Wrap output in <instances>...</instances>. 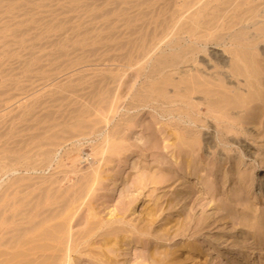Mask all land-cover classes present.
I'll return each instance as SVG.
<instances>
[{
  "label": "bare ground",
  "instance_id": "bare-ground-1",
  "mask_svg": "<svg viewBox=\"0 0 264 264\" xmlns=\"http://www.w3.org/2000/svg\"><path fill=\"white\" fill-rule=\"evenodd\" d=\"M117 1L116 3L120 4L121 2L122 5H126V3L130 2L133 7H135L133 3L137 5L136 7H141V10L137 9L140 10L137 13L134 11L136 7L135 9H132L133 7L131 8L135 12V14L133 13L134 15L131 14L132 12L130 13V11H132L131 9L130 11L128 10L131 7V4L126 5L128 6L127 10L124 9L123 6L122 8L120 7V9H118L117 7L116 9L118 12L120 10V13L126 15L121 18L118 17L119 14H115L122 20V22L121 20L119 21L115 15L111 14L113 13L112 8L111 11L110 9H108L109 11L105 13V17L108 16L109 18V15H112L113 17H116V20L113 17H110L109 19L115 21L118 20L120 24L123 23L124 28L123 26L121 27L123 28L121 29L122 31H116V33L118 32L119 34H117L120 35L119 38L123 39L119 44L115 41L118 37L115 36V32H113L110 28L111 24L114 23V28L116 30L118 23L116 25L114 21L109 24L105 22L106 28L104 27V30L107 34L104 33V35H102V29L100 30V32H98L100 29L98 27L103 28L102 22L104 21V18L102 17L104 16V14H101L102 16L99 18V13H102V9H93H97L99 11L98 13L96 10V12L98 13L97 17L99 19L97 17L96 18L98 20H100L101 18L103 19H101V22L96 19L99 24L98 27L91 26L95 30L88 26L87 22L90 21L89 23H91V25H94L92 23L97 22L96 20H94L93 22H91L90 20L91 18L93 19V17L96 16V12L95 14H93V17H90L88 21H86L87 26H85L84 24V27H87V30L91 29L93 30V32L96 31L97 27L98 31H96V34L98 32L101 36L96 35L95 37V33L93 36L91 35L92 32L90 31L91 37L89 39V34L88 36H83L82 34L85 35V33H82L83 31L81 30V32L78 31V29L81 28L79 27L81 24L78 23V27L74 26V31L80 32V35L77 32L76 35L82 36V38L86 37L83 39H78L80 38L78 37L76 39L78 41V44H80L79 46H82V49L86 46L88 47H86L87 50H85V52L83 51L84 49H81L85 56L88 57L90 55L92 56L93 54H95L96 56V54H98L97 52L100 51V49L103 54H106V50L108 53H110L109 51L113 49V53L114 50H116L118 53L116 52V55L113 54L106 58L107 60H104L106 62L108 61V63H110V61L117 63L116 66H114V68H111L110 66H107L109 67L107 68L105 66L106 68L102 69L101 67H99V73L94 74V76L92 77L88 76L91 75L87 74L88 70L82 73L78 71L80 74L79 77H77L79 74H76L75 71V76L78 78V82L80 84L83 81L88 83L87 85H83L87 86V88L84 87L88 89L87 92L89 91V88H91V91H89L90 93H88L87 95L85 93V95L87 96L86 98H88V95H92V91L95 93V95L97 93L98 96L102 93L99 96V100H97V104L96 100L92 103H95L94 105H99L101 102V106H104L105 101L103 100L104 104L102 103L103 101H100L103 92H105L106 95H109L113 93L115 88H120V86H122V84L124 83V79L129 76L128 70H131L132 74L136 73L135 75L140 76L142 80L139 86L135 88L136 90L132 92L133 94L131 95L130 106L126 107V111L136 110V113L134 112L133 115H131L132 113L129 114L127 112L129 116H122V120L121 118L119 119L122 121V123L117 124L120 122L118 121L116 123L117 126L115 125L116 127L114 126V128L106 135L101 136L97 143L94 142L95 145L93 144V147H91L92 151L94 154H99L100 157L99 159L96 158V165L94 163L93 165L95 166H91V169L89 168L90 172H88L85 181L87 184L84 183L86 185L83 184V187H80L81 190H79L78 188L81 184L78 183L74 186H71V182L68 181L67 182L70 183L69 186L66 185L65 187L64 185H62L63 188L68 189L71 186L73 190L75 186L78 185V189H75L78 190L77 192L75 190H70L71 187L69 191L67 189L59 188V177L40 178L39 182L37 181L39 179L37 177V184L34 181L33 183L32 181L31 183L28 182L30 180H33L31 178H29L28 181H26L27 179H23V182H28L26 183V186L30 184L29 188L30 186H32L31 184L35 185L32 186L33 188H31V191H36L37 189L38 192L36 191V194L32 192L31 195V191L25 192L24 188H20L21 181H19L20 183L19 185H16V187L13 183L14 188L13 186L8 187L11 188L12 191H7V188L5 192H2L5 194H0V245L4 247V250L3 248L0 249V264H83L84 262H86L87 264H114L111 255L114 254L116 256V251H127L129 248H131L130 244L133 242L134 244L136 242H140V244H159L158 242H160L161 239L174 238L183 232L175 229V226H179L186 230L187 236H195L199 234L202 229L207 228L216 222L217 219L212 218L210 214L203 218L195 219L194 221V218H192V215L190 211H188L187 206L189 203H191L190 206L194 208L193 206L197 204L196 202H199V199L194 198L193 195L191 198L192 192L186 190L187 185L185 183L187 181L184 179L185 177H183L184 180H182V182L180 181L179 183L180 185H182V187H180V189L177 188L174 191L175 195L173 197L169 198L164 204H154V210L152 209V211L147 215V219L142 221L141 226L130 225L131 228L127 229L123 225L126 221L124 220L123 215L120 214V211H113V209L111 208L108 209L106 213L107 215L105 214L106 216H101L92 202H88V199L87 201H85L86 197L89 198V192L90 194L93 193L98 188H96V185L98 186L99 183L107 179V177H110L113 180L118 179V177H115V175H113L112 173L108 174L106 172V169H109V167L105 168L104 166L106 163H104V161L102 162V160L107 159L105 153H107L108 151H110L111 153H125L128 151V154H130L131 150L129 142L124 136L125 132L128 129L126 131L124 130L129 127V123H137V112L140 111H138V108L140 107L144 109L148 107L149 109H151V111L149 110L150 112L153 111L154 114H156V116L160 118V120L158 121V117L152 115L153 112L152 114H149L150 118L153 117L155 119V122L159 124L157 128L158 131L163 133L164 144L162 147L166 149L167 152L170 151V156L174 157L175 160L179 158L180 160L184 159L187 161V164L183 167V169L186 175L192 174V178H195V176H197V173L190 170V160L201 156L200 152L198 151V149L200 148L198 135L201 130H205L202 132L206 134V136L201 138L203 139V141L204 139H206V141L203 142L205 148L209 147L207 148L208 150L212 147L211 141L209 140V134H207L209 125H211V121L215 123L213 130L216 135L215 139L213 140L216 141L217 139L223 146L229 145L228 133L236 130H243L245 129L246 125L251 124L253 125V127H255L256 123L259 122L262 127V131H260V133L264 134V120H262V116L264 115V11L261 13L259 8H256L257 6L255 7V5H250V7L246 8V10H243L244 8H240V3V5L236 4V2L235 4H230L231 2L229 0H207L204 3H201V5L199 4V6L194 9L179 8V6L178 8H161L163 4L160 5V9L155 8L156 6L153 9V2H156L157 0H152L153 5H149L151 0H137L138 2H133V0H127V2L125 0ZM124 2L126 3L124 4ZM165 2H167V0L163 3ZM141 4H144L142 6H145V4L149 5L150 8H147L148 12H146L145 10L142 11L143 7L141 6ZM185 4L186 3L182 2L180 5L184 7ZM187 6H189V4H187ZM151 8L153 10H150L149 12V9ZM79 9L81 8H78V10ZM189 9L190 11H188ZM80 11H82V9ZM90 11L91 10H89V14H87L89 16L92 15L90 14L91 12L94 13V11ZM117 11L115 10L114 12L118 13ZM128 11L129 14H131L130 16H127ZM86 12L88 11L86 10ZM150 17H152V20H150ZM246 20L251 21V25L253 27L252 29H246L245 26H240L241 23L243 24V22H245ZM139 21H141L140 24H137L139 23ZM106 29H108L109 32ZM76 40L73 41V43L75 42V48H73L74 46L71 47L75 50L76 46L78 45L76 44ZM111 43H114L115 45ZM46 44L47 43H45V46ZM60 44H62V42ZM93 45L95 46L94 48H92ZM212 45L221 47L222 50L219 52L218 50H214V48L210 49ZM30 47L32 48L33 46ZM89 47L91 48L89 49ZM59 49L60 48H58V50ZM73 49H70L72 50V53L73 51H75ZM59 52H61V50H59ZM71 52H69L70 55ZM75 53L77 55L73 54V56H78L79 60L78 58L76 60L73 58L75 60L73 64L72 62L74 60L70 59L72 60L70 64H73L74 67L76 65L75 63H79L81 58H83L81 59L82 62L86 61V59L84 61V56L79 57V53ZM58 54L55 55L58 56ZM81 54L82 53H80V55ZM98 56H96L95 58L97 59ZM88 58L90 59V57ZM88 58L87 62L89 63ZM93 60L90 59V61ZM53 61H55V59ZM67 62L70 61L68 60ZM94 77H96V79ZM90 78L91 80H88ZM76 81L77 80H75V83L78 84V82ZM111 82L112 84H114V82L116 83L114 84L116 85L114 86L115 88L112 86L114 88V90L112 89L113 91L109 90L111 89V86H108L109 84H111ZM77 84L75 86L79 85ZM88 85L90 87H88ZM69 87H74V84L73 86ZM84 88L82 90L85 91ZM119 88L117 89L119 90ZM116 91L115 96L113 97L117 98ZM95 95H92V98H95ZM113 97L112 99L114 101V99L116 98ZM103 98H105L104 95ZM110 98L108 97L107 99H109L110 101ZM95 99H98V97H96ZM109 101L107 100V103H109ZM109 108H111V105ZM81 112L82 111H80V113ZM110 113H112V110L110 111ZM80 115L81 114H79L78 116ZM149 119L147 121L148 125L146 127H149L150 129V127L153 125V122ZM83 127L84 126L76 128L80 129ZM146 127L144 126V128ZM151 133L149 132V137H144V141L140 146L142 151L151 149V141H149L148 143V140H151L149 139L151 137ZM141 139L142 138H140V140ZM158 139L159 138H157V136L156 138H154L156 144L158 143ZM50 140L53 139L51 138ZM54 142L50 144V147L52 145V147L55 146ZM212 143L214 144V142ZM154 144H152V146ZM241 148L240 150L242 151ZM51 151H53V148ZM37 156L40 157V161L43 162L44 165H50L53 160L52 158H54V156L52 157L50 151L45 152L44 150L43 152L41 151L40 154H37L36 157ZM218 158L220 163L222 161V164L224 162L231 161V157L227 159V151L225 149L224 152H219ZM30 159V157L24 156V160H22L27 162ZM252 159L254 163V165L252 166H254V168H259L260 165H264V157H255ZM37 161L39 162V159ZM100 162L102 163V165H104L103 167L105 169L102 168ZM59 165L60 164H57L56 167L58 168ZM236 166H238V170H242V168H244V164L241 163L240 159L237 160ZM30 168L33 170V167ZM59 171L61 172V170ZM59 171L58 173L60 174ZM244 171L245 168L243 169V172ZM74 173L75 175L77 174L76 172H72L71 174ZM208 173L210 176H213L214 179V181L212 179L210 180L209 186L214 185L218 179V176L215 174V170L212 169H209ZM228 173H230V169L220 171V174H222L223 177H226ZM75 175L72 176L77 178ZM199 177L200 184L208 185V182L204 180V177H206V175L198 176V178ZM75 178L74 180L72 179V181H75V183H77L76 180H78V182L80 183L84 182V180H81V182L78 179L79 176L76 180ZM227 180L231 181L229 183V188L224 192H220V195H222V199L225 201L235 202V196H238L239 198L240 194H248L249 191L243 189H251L254 187V183L245 182L244 176L238 172L234 173L231 178L222 179L221 184H224L225 182H227ZM255 181L257 186L256 189L258 190L260 196L264 198V173L262 175L256 176ZM25 183H22L23 187L25 186ZM61 183L62 182H60V184ZM190 188L192 191L195 190L194 186H191ZM60 189L63 191H61ZM91 189H93V192ZM6 192L9 193L6 194ZM21 192L23 193L21 194ZM26 193H29L31 195H28L29 197H31L29 200H26ZM127 196L128 194L126 195V197ZM253 197L255 198V196ZM136 200L137 197L136 195H134L131 197L129 203L131 205H135ZM125 203L126 202L123 200L122 204ZM233 207L234 204L232 205V208ZM245 208L246 211L243 210L241 213H238V215H236L235 212L237 210H233L234 212L229 211L231 210V208L227 203L226 206L224 205L221 211H225L224 217L228 218V220L232 222V225L239 226L237 232L243 234L245 230L243 231L242 227L245 226L253 228L254 231L252 232V241L250 245L244 244V249H262V245H264V204L260 208H256L249 203L248 205H245ZM174 209L177 210L176 214L178 215V217L172 219L167 218L164 226L169 225L168 228H162L161 225L160 228L158 227L155 229L153 227L152 216L154 213L162 210H167L168 212H166V214H169ZM82 210L85 211L83 217L81 215L79 216V213ZM80 218H82V222L78 223L77 219ZM79 224L81 225V227L77 230H73L74 225ZM246 233H244V237H238L233 240L231 246H236L238 247L237 249H240L242 247L240 243L245 242L248 239L246 238ZM260 239H262L263 241H260ZM231 246L226 247V251H224L223 253L217 250L218 254H223L224 259H230L229 262H231L233 258L232 254L234 251ZM147 250L148 248H145V252ZM152 250V254H155L156 257H158V261H161L164 257L163 249L154 247ZM152 254H150L148 251L146 252V256L152 261H155V257H153ZM240 255L242 256V258L246 256L245 251H241ZM248 261L249 260L247 259L244 262H237L236 264H245L248 263ZM261 263L262 261L258 262V264ZM135 264H142V262H137Z\"/></svg>",
  "mask_w": 264,
  "mask_h": 264
},
{
  "label": "rangeland",
  "instance_id": "rangeland-1",
  "mask_svg": "<svg viewBox=\"0 0 264 264\" xmlns=\"http://www.w3.org/2000/svg\"><path fill=\"white\" fill-rule=\"evenodd\" d=\"M116 1L117 0L114 1L113 0L111 1L110 0H0V194H5L2 192H5L9 186L11 187L15 184L14 186L16 187V185H19L20 183L19 181H21L20 188L22 189L24 188L25 192L31 191L32 190L31 188H33L32 186L35 185L31 184L32 186H30L29 188L30 184L26 186V183L28 182L31 183V181L32 183L33 181L36 183L37 181L39 182L40 178H49V177L50 178L59 177L60 182L62 183L60 184L59 182L60 185L58 183L57 184L61 189H67V188H63L62 185L66 187V185L69 186L70 184L68 182H71L72 184L71 186H74L78 183L81 185H79V187L78 185L75 186V188L73 187L74 188L73 190L72 187L70 186L71 189L69 187L67 189L68 191L69 189L74 191L75 189L78 188L79 190H81L80 187H83L82 185L86 183L85 182L86 177L88 175V172H90L89 168L91 166H95L96 158L99 159L100 157L99 154L93 153L91 148L93 147V144L95 145V143H97V141L101 138V136H104L109 131H111L118 121L120 122L117 124L122 123L121 120L124 116H129L128 113L129 114L132 113L131 115H133V113L136 111V110L126 111V107L130 106L131 104L130 99H131V95L133 94L132 92L136 90L135 88H137V86H139L142 78L140 76L135 75L136 73L132 74L131 70H128L129 76H127V78L124 79V83L122 84V86H120V88L117 87L119 88V90L114 87L116 86L114 84L117 83L115 81L116 83L114 82V84H112L111 82V84L108 85L111 86V89L109 90L112 89L114 90L115 88L114 91L112 90L113 93H111L112 91L110 92L111 93L109 94L110 96L108 94L106 95V93L103 92V95L105 96L106 99L108 97L109 98L111 97L110 98L111 104L109 99H107L109 101V103H107V100L103 98V95L101 97L102 100L100 99V101L104 100L105 104L107 103L106 106L110 107L111 105L112 109L109 107L107 108L104 104V101L102 102L104 106H101L102 105L101 102L99 105H94L95 103L94 104L92 103L96 100V104H97V100H99V96L102 93L99 94L98 96L97 93L95 95V93L92 91L93 93L91 92V94L93 96L95 95V98L98 97V99L92 98L93 97L92 95L91 96L88 95V98H86L87 97L86 95L90 93L89 91H91L90 90L91 88H89V91L87 92L88 90L86 89L87 86H83V85L84 84L87 85L88 83L83 81L81 85L78 82V78H77L80 76L79 72L82 73L88 70L87 74H91L88 76L92 77L94 76V74L99 73L100 70L99 67H101L102 69V68H106L107 66H110L111 68L112 67L114 68V66H116L117 63L111 61L110 63H108V61L107 62L105 61L107 60L106 58H108L109 56L113 54L116 55L117 52L116 50H114L113 53L112 51L113 49H111V51H109L110 53H108L107 50L105 49L106 54H103V52H101V49L100 51L97 50L98 52L97 51L96 52L98 54H96V56H98L100 53L102 54H100L97 59L95 58L96 57L95 54L92 55L94 57H92L91 55L88 56L90 57V59L92 60L94 59L93 61H90V59L87 56H85L83 53V51L85 52V50H87L88 47L86 46L87 48L85 47L83 48L84 49L83 50L82 46L80 47L79 46L80 44H78V41L76 40L78 37H80L78 39L82 38V36H79L81 31H83L82 33H85V35L81 33L83 36H88L89 34L88 36L89 39L91 35L94 36V33H95V37L96 35L101 36L99 35L100 33H98L100 32L101 29H102L101 31L102 35H104V33L107 34L104 30V27L106 28L105 22L109 24L114 21L116 25L118 23L117 27L119 29L116 27L115 30L114 23L111 24L110 28L112 29L113 32H115V36L118 37L117 38L118 41L117 40L115 41L119 44L120 41H122L123 39L119 38L120 35H118L119 33L117 32L118 33L117 34L116 31L118 30L122 31L121 29H123L124 26L123 23H121L122 25L119 23L121 19L118 17L122 18L124 17L125 14L120 13V10L118 12L116 8L118 7V9H120V7L122 8L123 6L124 9L127 10L128 6L126 5L131 3L130 2L126 3L127 0H125L126 2H124V4L126 3V5H122L121 2L119 4L116 3ZM128 1H132V0H128ZM135 1L137 0H133V2ZM153 1L151 0L149 3V5L150 4L153 5L154 3V6L153 7L151 6L153 9L155 6H156L155 8L160 9V5L162 4L164 6L162 5L161 8L162 7L178 8L179 6V8L194 9L197 6H199V4L201 5V3H204L207 0H187V1L173 0L175 4L172 2V0H170V2L169 0H167V2L165 3L163 2L166 0L164 1L157 0L156 2L158 3ZM229 1L231 2L230 4L232 3L235 4V2L236 4L240 3L241 4V5L239 4L240 8L242 9L244 8L243 10H246V8L250 7V5H255V7L257 6L256 8H259L261 13L264 11V0H240V1L229 0ZM182 2L186 3L184 7L180 5ZM165 4L168 5L166 6ZM187 4H189V6H187ZM133 5L135 7L137 6L134 3ZM142 5L144 4H141V6ZM149 5L145 4V6H142L143 7L142 11L145 10L146 12H148L147 8H150ZM132 7L133 6L131 4V7L128 10L130 11ZM135 7H133L132 9H135ZM78 8H81L82 11H80L81 9L78 10ZM94 8H97L98 10L102 9L101 10L102 13L101 12L99 13V11L97 9L96 10L100 14L99 18L104 14V16L102 17L104 18V21L102 22L103 25L101 23L103 28L98 27L99 25L98 21L101 22L103 19L101 18L102 20L101 19L98 20L99 19L97 17L98 13L96 12V10H93ZM111 8L113 9L112 10L113 13H111L112 15L119 14L118 17L115 15L119 21L118 20L115 21L116 17H113L112 15H109V18L113 17L115 20L109 19L108 16L105 17V13L109 11L108 9H110L111 11ZM152 8L149 9V12L150 10H153ZM88 9L94 11V13L90 11L91 12L90 14H92L90 16L87 15L89 14ZM137 9L141 10V7L139 8L136 7V9L134 10L136 13L140 11ZM190 9L188 11H190ZM86 10L88 12H86ZM115 10L118 13H115L114 12ZM129 11L127 16H130L131 14L132 15L135 14L133 10L130 11V13L132 12L131 14H129ZM95 12L97 14L95 17H93L94 16L93 14H95ZM90 17H93V19L92 18L90 19L91 22H93L98 18L97 19L98 21L96 20L97 22L92 23L94 25H91V23H89L90 21L87 22L88 26L90 27L97 26L98 28H100L98 31L96 27V31H98L97 34L96 31L93 32V30H91L90 28H88L90 30H87L86 29L87 27H84V24L85 26H87L86 21H88ZM150 18L149 19L152 20V17ZM105 19H108L109 21ZM140 22L141 21H139V23L137 24H140ZM78 23L81 25L79 26ZM77 25L81 27L78 29V31L81 30L80 32L74 31L75 30L74 26L78 27ZM122 26L123 28H121ZM240 26H245L246 29L253 28L251 25V21L249 20H246L245 22H243V24L241 23ZM50 27L51 28L54 27V28L51 29ZM59 28L63 30L61 31ZM91 28L94 29L93 27ZM85 29L89 32L91 31L92 34L91 32L90 33L87 32ZM106 30L108 31V29ZM76 32L79 35H76ZM75 40H76V44H78L77 46H79V47L76 46V50L78 48L77 51L73 49L75 48V44H74L75 42L73 43V41ZM52 42L53 44L54 43L55 44L53 45ZM61 42L62 44H60ZM45 43H47L46 46ZM114 43L111 44L115 45L116 43L115 44ZM30 46L33 47L31 48ZM72 46L74 47L71 48ZM94 47L95 46L93 45L92 48ZM58 48H60L59 50H61V52H59ZM69 48L75 51H73L72 53L71 52L72 50H70ZM90 48L91 47H89V49ZM212 48H214V50H218L219 52L222 50L221 47H217L214 45L210 47V49ZM81 49L83 51H81ZM69 52H71V55ZM75 52L79 53L78 54L79 57L84 56L85 57L84 61L85 59L86 61L82 62L81 59L83 58H81L79 63L78 62L75 63L76 65L78 63V65L77 66L75 65L74 67L73 64L75 60L78 58V56H73V54L77 55ZM80 53L82 54L80 55ZM55 54H58V56ZM69 55L73 57H70ZM102 55H104L105 57ZM86 57L88 58L89 63L87 62ZM54 59L55 61H53ZM67 59L70 62H67L68 61ZM70 59L74 60L72 62L73 64H70L72 61ZM102 59L105 62H103ZM59 60L63 64L60 63ZM98 61L101 62L99 63ZM56 63L58 65L60 63V65L58 66ZM27 64L29 65V67ZM49 66H51L52 68ZM56 70L59 72H57ZM89 70L91 73L89 72ZM75 71L76 74H79L77 77L75 76L76 75ZM73 77H76L77 79ZM94 78L96 79V77ZM75 80H77L76 82H78L80 86L77 83H75ZM88 80H91V78ZM73 84L74 87H69V86H73ZM76 84L78 86H75ZM88 87L90 86L88 85ZM83 88L85 89V91L82 90ZM115 91L117 92L116 93L117 98L113 97L115 96ZM112 97L116 99H114L113 101ZM89 99L91 100L94 99V100L91 101ZM104 107L106 108V110ZM111 110L112 113H110ZM149 110L151 111V109H149L148 107H146L145 109L142 107L138 108L139 112H137L138 114V118L136 119L137 123L136 124L129 123L128 124L129 127L125 126L128 127L124 130L126 131L128 129L125 132L124 136L129 142V146L131 150L130 154H128L129 153L128 151L125 153H111L110 151H108L107 153H105L107 159L102 160V162L104 161V163H106L105 166L102 165V163L100 162L102 168L109 167V169H106V172L108 174L112 173L113 175H115V177H118V179L113 180L110 177H107V179L100 182L98 186L96 185V188L97 187L98 188L93 192V189L95 187L94 185L93 189H91L93 193L90 194L89 192L88 194V197L90 199L86 197L85 201H87L88 199V202L90 203L92 202L93 205L96 207V209L99 211L101 216L103 215L106 216L108 209L111 208L113 209V211H120V214L123 215L124 220L126 221L123 225L128 229L131 228L130 225L141 226L142 221L147 219V215L152 211V209L154 210V204L155 203L164 204L169 198L173 197L175 195L174 191L177 188L180 189V187H182V185L179 184L180 181L182 182V180L185 179L187 181L185 183L187 185L186 190L192 192L191 198L193 195L194 198L199 199V202H196L197 204L193 206L194 208L190 206L191 203H189L187 206V209L188 211H190L192 218H194V221L195 219L203 218L208 214H210L212 218H215L217 220L209 227L202 229L200 233L195 236H187L186 230H184L179 226H175L174 227L175 229H178L183 232L174 238H163L160 241L161 243L158 242L159 244L156 243L140 244V242H136L134 244L133 242L130 244L131 248H129L127 251H116L117 252L116 256L114 254L111 255L114 264H135L137 262H142V264H236L237 262H244L247 259L249 261L248 263L245 264H258V262L260 261H262L261 264H264V260H263L264 245H262V249L254 248L251 250H246L244 249L245 247H243L244 244L250 245L253 238L252 235V232L254 231L253 228L245 226L242 227L243 231L245 230L243 234L237 232L239 226L232 225V222L229 221L228 218L224 217L225 211H221V209L224 207V205L226 206L227 203L231 208V210L229 211L237 210L235 212L236 215H238V213H241L243 210L246 211L245 205H248L249 203L256 208H260L264 204V198L260 196L258 190L256 189L257 186L255 181L256 176L262 175L264 173V165H260L259 168L257 167L254 168V166H252L254 165L252 158L264 157V134L260 133V131H262L261 124L258 122L256 123L255 127H253V125L251 124L246 125L245 129L243 130H236L228 133L229 145L223 146L222 144H220V142L217 139L216 141L213 140L215 139V135H216V133L213 130L215 123L211 121V125H209L207 134H209V140L211 141L212 147L208 150L207 148L209 147L205 148L203 142H205L206 139H204L203 141V139L201 138L206 136V134L202 132L205 130H201L200 132L201 134L199 133L198 135V142L200 141L199 142L200 148L198 149V151L200 152L201 156L198 158H194L193 160H190V170L192 172L197 173V176H195V178H192L193 175L192 174L186 175L183 169V167L186 166L187 161L184 159L180 160L179 158L175 160L174 157L170 156V151L167 152V150L162 147L164 144L163 133L158 131L157 128L159 124L155 122V119L153 117L150 118L149 114H152L153 111L150 112ZM80 111L82 112L80 113ZM79 114L81 115L78 116ZM107 114L109 117L107 116ZM152 115L158 117L156 116V114H154V112ZM120 118L121 120H119ZM158 118L157 120L159 121L160 118L159 119ZM148 119L152 120L153 127L151 125L150 126L154 129H152L151 127L150 129L149 127H146L148 125L147 124ZM262 120H264V115L262 116ZM79 123L82 124L80 125ZM81 126L84 127L80 129L78 128L79 129L78 131L76 127H81ZM144 126L148 129L144 128ZM149 132L153 133V134L151 133L152 135L150 134L151 137L149 139L151 140H148V143L149 141H151L150 142L151 149L142 151L140 146L144 141V137L147 136L149 137ZM154 134L157 136V138H159L157 144L155 141L156 139L154 140V138H156ZM51 138L53 140H50ZM140 138L142 139L140 140ZM50 141H53L55 143L54 147H52L53 145L50 147V144L53 143ZM212 142H214V144ZM152 144L154 145L152 146ZM52 148L53 151H51ZM240 148L242 149V151L240 150ZM224 149L227 151V159L231 157V161L224 162L222 164V161L221 163L219 161L218 154L219 152H224ZM43 150L45 152L50 151L52 157L54 156V158H52L53 160L50 165L49 164L44 165L43 162L40 161V157L38 156L36 157V155L40 154L41 151L43 152ZM24 156H28L31 159L25 162L23 161ZM38 159L39 162L37 161ZM238 159H240L241 163L244 164V168H245L244 172H243L244 168H242V170H238V166H236V162ZM94 163L95 165H93ZM57 164H60L58 168L56 167ZM30 167H33V170ZM181 167L183 170L181 169ZM58 169L61 170V172ZM209 169L215 170V174L218 176L216 183L210 186H209L210 180L212 179L214 181V179L213 176L209 175L208 173ZM219 169L221 170L230 169V173H228L226 177H223V175L220 174L221 170ZM58 171L60 172V174L58 173ZM70 172L71 173L76 172L77 174L76 175L75 173L71 174ZM237 172L244 176L245 182L254 183V187L251 189L250 188L243 189V190H248L249 191L248 194L246 193L240 194L239 198L238 196H235L234 197L235 202L225 201L222 199V195H220V192H224L225 190H227L230 186L229 183L231 181L227 180V182L221 184V180L224 178L226 179L231 178L234 175V173ZM72 175H75L77 178L79 176L78 179L80 181L84 180V182L82 181H81L82 183L78 182V180H76L77 178H75ZM80 175L83 177H81ZM205 175L206 177H204V180L208 182V185L199 183L200 177L198 178V176H205ZM37 177L39 178L38 180ZM183 177L185 178L183 179ZM29 178L33 180L28 181ZM71 178L73 180L75 178L77 183H75V181L73 182ZM23 179L24 180L27 179L26 181L28 182L26 183L23 182L24 181ZM22 183H25L24 187L22 186ZM191 186H194L195 190L192 191L190 188ZM7 191H12V190L11 188H8ZM36 191L35 190L31 191L30 194L32 195V192L36 194ZM75 191L77 192L78 190ZM8 193L9 192H6V194ZM22 193L23 192H21V194ZM30 194L29 193L25 194L27 196V198L25 197L26 200H29L31 198L28 196ZM127 194L128 196L126 197ZM134 195H136L137 200L135 205H131L129 202L131 197ZM253 196H255V198ZM123 200L126 202L125 204H122ZM233 204L234 207L232 208ZM166 212L168 211L162 210L153 214L152 222H153V227L155 229L158 227L160 228V225L162 228L163 227L168 228L169 225L164 226L165 225L164 223L167 221V218L172 219L178 217V215L176 214L177 213L176 209H174L169 214H166ZM84 213L85 211L82 210L79 213V216L81 215L83 217ZM77 220L78 223L82 222V218ZM80 227H81L80 224L74 225L73 230H77ZM244 233L247 234L246 238L248 239L245 242L240 243L243 248L241 247L242 249L241 248L237 249L238 247L236 246H235L236 248L232 247L231 246L232 241L238 237L239 238L244 237ZM260 241L263 240L260 239ZM228 246H231L234 249L232 254L233 258L231 262H229L230 259H224L223 254L220 255L217 253V250L223 253L224 251H226V247ZM144 247L148 248L147 251L150 254L153 253L152 249L154 247L163 249V255H164L163 259L161 261H158V257H156L155 254H152V256L155 257L154 259L155 261H152L150 258L146 256L147 251L145 252ZM2 248L4 250V247L0 245V249ZM239 251L240 252L245 251L246 256L242 258ZM83 264H87V263L84 262Z\"/></svg>",
  "mask_w": 264,
  "mask_h": 264
}]
</instances>
